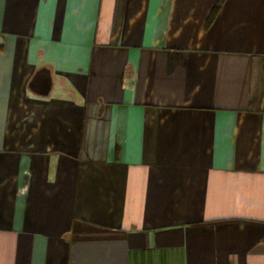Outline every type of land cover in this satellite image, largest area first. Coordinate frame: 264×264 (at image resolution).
Segmentation results:
<instances>
[{
	"label": "crops",
	"instance_id": "obj_1",
	"mask_svg": "<svg viewBox=\"0 0 264 264\" xmlns=\"http://www.w3.org/2000/svg\"><path fill=\"white\" fill-rule=\"evenodd\" d=\"M263 236L264 0H0V264H264Z\"/></svg>",
	"mask_w": 264,
	"mask_h": 264
},
{
	"label": "trees",
	"instance_id": "obj_2",
	"mask_svg": "<svg viewBox=\"0 0 264 264\" xmlns=\"http://www.w3.org/2000/svg\"><path fill=\"white\" fill-rule=\"evenodd\" d=\"M219 7V5H217L215 8H214V11ZM263 239H264V236H263Z\"/></svg>",
	"mask_w": 264,
	"mask_h": 264
}]
</instances>
